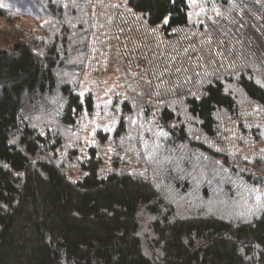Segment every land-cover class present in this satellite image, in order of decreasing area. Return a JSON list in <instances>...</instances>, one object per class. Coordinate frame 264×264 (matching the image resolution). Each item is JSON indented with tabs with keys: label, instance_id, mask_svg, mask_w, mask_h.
<instances>
[{
	"label": "trees",
	"instance_id": "obj_1",
	"mask_svg": "<svg viewBox=\"0 0 264 264\" xmlns=\"http://www.w3.org/2000/svg\"><path fill=\"white\" fill-rule=\"evenodd\" d=\"M0 264H264V0H0Z\"/></svg>",
	"mask_w": 264,
	"mask_h": 264
},
{
	"label": "rangeland",
	"instance_id": "obj_2",
	"mask_svg": "<svg viewBox=\"0 0 264 264\" xmlns=\"http://www.w3.org/2000/svg\"><path fill=\"white\" fill-rule=\"evenodd\" d=\"M190 3H193L195 0H189ZM23 23L29 24L30 21L23 20ZM33 25V23H30ZM94 76L90 77L86 84L83 85V90H92L94 95H96L97 102L105 104L111 100L114 95H120L122 89L120 86L119 77L113 73H102L98 76V81L93 80ZM94 119L86 118L83 122L84 127L81 134H84L85 137H91L92 131L94 130L95 125ZM218 170V169H217ZM216 170V171H217Z\"/></svg>",
	"mask_w": 264,
	"mask_h": 264
}]
</instances>
